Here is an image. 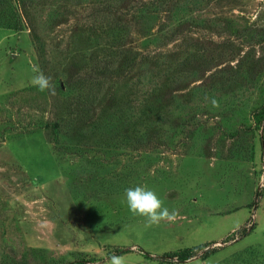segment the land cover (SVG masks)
<instances>
[{
  "label": "rangeland",
  "instance_id": "rangeland-1",
  "mask_svg": "<svg viewBox=\"0 0 264 264\" xmlns=\"http://www.w3.org/2000/svg\"><path fill=\"white\" fill-rule=\"evenodd\" d=\"M263 139L264 0H0V264H264Z\"/></svg>",
  "mask_w": 264,
  "mask_h": 264
},
{
  "label": "clouds",
  "instance_id": "clouds-1",
  "mask_svg": "<svg viewBox=\"0 0 264 264\" xmlns=\"http://www.w3.org/2000/svg\"><path fill=\"white\" fill-rule=\"evenodd\" d=\"M33 71L37 74L32 77V85L41 92L47 90L51 95H56V87L51 82L52 78L46 76L39 69L34 68ZM212 103L215 105L216 101L213 100ZM125 199L132 214L145 218V227L159 225L162 221L174 222L178 215L175 210L170 211L167 207H164L163 200L147 186L137 185L125 189ZM98 264H101V262L98 261ZM104 264H128V261L122 255L113 254Z\"/></svg>",
  "mask_w": 264,
  "mask_h": 264
},
{
  "label": "trees",
  "instance_id": "trees-1",
  "mask_svg": "<svg viewBox=\"0 0 264 264\" xmlns=\"http://www.w3.org/2000/svg\"><path fill=\"white\" fill-rule=\"evenodd\" d=\"M261 144H262V148L264 149V139L262 140ZM260 195H261V192L259 189V191L257 192V195H256L255 203H257V201H259L258 198ZM204 246H206V245L195 247L192 251H190V250L171 251V252L163 253L161 255H152L150 253L143 252L139 247L136 249V252L139 253L140 255H142L144 258H147L150 260H155L158 263H173L175 261H181V260L191 258L195 254H197V252H199L201 249L203 250ZM129 249L131 250V248L119 249L116 247V248H114V250L109 251L107 253L106 258H109L113 254L121 255L123 253L128 252ZM219 249H220L219 247H213V248L205 249L202 252L201 256L207 257V256L213 254L214 252H217ZM102 260H103L102 258H92L91 262L94 263V262H98V261H102ZM227 261H228V259L222 260L221 264L226 263ZM67 264H86V263L78 261V262H70Z\"/></svg>",
  "mask_w": 264,
  "mask_h": 264
}]
</instances>
